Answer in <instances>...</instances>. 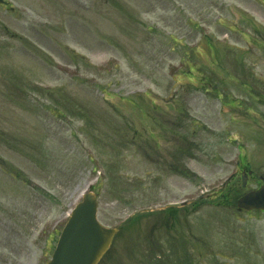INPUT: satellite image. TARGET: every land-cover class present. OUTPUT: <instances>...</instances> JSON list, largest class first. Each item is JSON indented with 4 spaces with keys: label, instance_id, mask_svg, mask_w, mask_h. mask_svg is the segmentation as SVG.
Segmentation results:
<instances>
[{
    "label": "rangeland",
    "instance_id": "obj_1",
    "mask_svg": "<svg viewBox=\"0 0 264 264\" xmlns=\"http://www.w3.org/2000/svg\"><path fill=\"white\" fill-rule=\"evenodd\" d=\"M4 1L0 264H47L90 185L119 230L100 264H264L236 208L264 180V0Z\"/></svg>",
    "mask_w": 264,
    "mask_h": 264
},
{
    "label": "water",
    "instance_id": "obj_2",
    "mask_svg": "<svg viewBox=\"0 0 264 264\" xmlns=\"http://www.w3.org/2000/svg\"><path fill=\"white\" fill-rule=\"evenodd\" d=\"M247 177L243 185L246 186ZM245 211L264 210V183L238 201ZM97 201L88 196L64 229L49 264H99L110 248L117 230L103 227L97 218Z\"/></svg>",
    "mask_w": 264,
    "mask_h": 264
},
{
    "label": "trees",
    "instance_id": "obj_3",
    "mask_svg": "<svg viewBox=\"0 0 264 264\" xmlns=\"http://www.w3.org/2000/svg\"><path fill=\"white\" fill-rule=\"evenodd\" d=\"M231 188H233V187L231 186V187H229L228 190L223 191L222 194H218L217 195V198H215L216 199V203L221 204L222 202H225L223 198H226V196H228L229 195V192H231V191H234L235 193L239 192V190L241 189V186L240 185H236L235 188H233L232 190H230ZM179 214L180 213L178 212L177 209H170L164 217H166L167 219H169V218H172V217L177 216Z\"/></svg>",
    "mask_w": 264,
    "mask_h": 264
}]
</instances>
